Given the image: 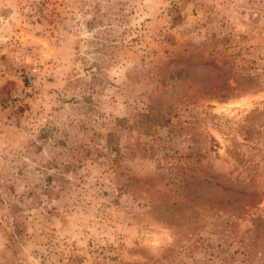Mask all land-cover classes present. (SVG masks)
Masks as SVG:
<instances>
[{
	"label": "rangeland",
	"instance_id": "1",
	"mask_svg": "<svg viewBox=\"0 0 264 264\" xmlns=\"http://www.w3.org/2000/svg\"><path fill=\"white\" fill-rule=\"evenodd\" d=\"M0 264H264V0H0Z\"/></svg>",
	"mask_w": 264,
	"mask_h": 264
}]
</instances>
